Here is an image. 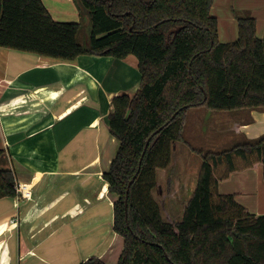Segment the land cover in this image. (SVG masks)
<instances>
[{
	"label": "trees",
	"instance_id": "1",
	"mask_svg": "<svg viewBox=\"0 0 264 264\" xmlns=\"http://www.w3.org/2000/svg\"><path fill=\"white\" fill-rule=\"evenodd\" d=\"M76 1L91 21L86 43L79 41L82 23L56 21L42 0H0V48L65 62L137 57L140 89L116 96L108 117L119 142L103 174L117 196L113 230L124 239L118 264H264V215L219 193L234 173L264 167V136L220 153L183 139L189 109L264 108V38L257 37L256 19L239 16L238 39L221 43L215 0ZM178 142L202 165L180 221L169 223L153 193L157 170L168 168ZM16 184L0 166V197H17ZM82 264L107 263L92 257Z\"/></svg>",
	"mask_w": 264,
	"mask_h": 264
},
{
	"label": "crops",
	"instance_id": "2",
	"mask_svg": "<svg viewBox=\"0 0 264 264\" xmlns=\"http://www.w3.org/2000/svg\"><path fill=\"white\" fill-rule=\"evenodd\" d=\"M42 1L56 21L91 22L76 0ZM212 14L219 26L224 21L230 28V41L219 34L221 43L238 39V17L247 14L257 21V37L264 38V0H215ZM140 84L134 55L65 62L0 48V166L32 189L31 199L0 197V264H82L92 257L118 264L124 239L114 232V219L110 230L101 226L103 217L89 222L91 213L102 212L100 183L113 210L117 196L109 193L103 174L116 155L105 156L102 149L91 155L86 142L110 135L117 154L119 142L108 130L112 101L135 95ZM84 96L85 103L71 107ZM219 124L234 139H260L264 108L230 114ZM78 141L79 149L71 150ZM219 193L233 194L250 213L264 215L263 165L234 173L220 182ZM90 197L98 202L93 205Z\"/></svg>",
	"mask_w": 264,
	"mask_h": 264
},
{
	"label": "rangeland",
	"instance_id": "3",
	"mask_svg": "<svg viewBox=\"0 0 264 264\" xmlns=\"http://www.w3.org/2000/svg\"><path fill=\"white\" fill-rule=\"evenodd\" d=\"M90 31L91 22L88 25L84 23L79 33V41L81 43L88 41ZM219 34L224 41H230V28L224 21L220 23ZM85 102L86 96L78 100L77 103L73 101L71 107H76ZM235 113L237 114L239 111H211L204 107L189 109L183 133L184 141L192 148L214 153L223 152L243 142L244 140L242 141L240 137L234 139L230 134H223L219 124L226 123L229 115ZM78 143L81 144L78 141L75 147L71 146L70 149H79ZM86 148L90 151L91 155L96 150L102 149L103 152L105 151V156H109L111 152V156L114 157L116 155L117 144L112 143L110 135H104L100 140L90 141L89 144L86 142ZM91 155H89V158L92 157ZM201 165V157L192 153L190 147L185 143L178 142L173 145L172 160L168 168L157 170V186L153 194L155 200L160 205L163 219L166 222L176 223L180 221L184 212L183 209L194 191ZM169 179L170 184L168 186ZM99 190L102 191L103 196L99 201V208L102 212L98 216L91 213L89 222H92L95 218L103 217V224L101 226L106 230H110L113 219V210L109 201L110 197L106 193L105 185H102V183L99 185ZM90 200L93 201V205L98 202L96 199L93 200V197H90ZM61 223L59 222L58 225H61ZM44 235H46V232ZM11 245H13L12 242Z\"/></svg>",
	"mask_w": 264,
	"mask_h": 264
},
{
	"label": "built area",
	"instance_id": "4",
	"mask_svg": "<svg viewBox=\"0 0 264 264\" xmlns=\"http://www.w3.org/2000/svg\"><path fill=\"white\" fill-rule=\"evenodd\" d=\"M17 191V200L19 199H31L32 198V189L31 186L25 183L17 182L15 185Z\"/></svg>",
	"mask_w": 264,
	"mask_h": 264
},
{
	"label": "water",
	"instance_id": "5",
	"mask_svg": "<svg viewBox=\"0 0 264 264\" xmlns=\"http://www.w3.org/2000/svg\"><path fill=\"white\" fill-rule=\"evenodd\" d=\"M174 117H175V116H174ZM148 144H149V142H148ZM148 144H147V146H148ZM142 159H143V158H142ZM141 163H142V160H141ZM130 185H131V183H130ZM130 185H129V188H128V190H127V194L129 193Z\"/></svg>",
	"mask_w": 264,
	"mask_h": 264
}]
</instances>
